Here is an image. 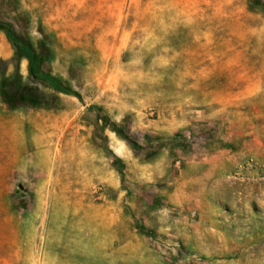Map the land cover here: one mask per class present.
Returning <instances> with one entry per match:
<instances>
[{"label": "rangeland", "instance_id": "obj_1", "mask_svg": "<svg viewBox=\"0 0 264 264\" xmlns=\"http://www.w3.org/2000/svg\"><path fill=\"white\" fill-rule=\"evenodd\" d=\"M0 264H264V0H0Z\"/></svg>", "mask_w": 264, "mask_h": 264}, {"label": "trees", "instance_id": "obj_2", "mask_svg": "<svg viewBox=\"0 0 264 264\" xmlns=\"http://www.w3.org/2000/svg\"><path fill=\"white\" fill-rule=\"evenodd\" d=\"M20 54L21 55L26 54V56L29 58L31 64L32 65L34 64V57H33L32 51L29 48H26L24 46V48H22V50H20ZM43 77H44V79H46L47 81L52 83L54 86H57V83L54 82V80L50 79L48 76H43Z\"/></svg>", "mask_w": 264, "mask_h": 264}, {"label": "crops", "instance_id": "obj_3", "mask_svg": "<svg viewBox=\"0 0 264 264\" xmlns=\"http://www.w3.org/2000/svg\"><path fill=\"white\" fill-rule=\"evenodd\" d=\"M206 92H210V90L208 89V90H206Z\"/></svg>", "mask_w": 264, "mask_h": 264}]
</instances>
